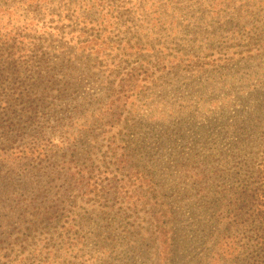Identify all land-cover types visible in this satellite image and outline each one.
Here are the masks:
<instances>
[{"label":"trees","instance_id":"16d2710c","mask_svg":"<svg viewBox=\"0 0 264 264\" xmlns=\"http://www.w3.org/2000/svg\"><path fill=\"white\" fill-rule=\"evenodd\" d=\"M258 2L197 1L207 14L214 4L226 6L213 19L224 30L226 22L237 23L233 34L246 28V10ZM154 3L0 0L2 7L48 16L40 25L51 19L52 31L84 21V29L63 39L87 42L71 61L96 60L81 74L108 88L103 99L87 103L74 89H82L83 79L72 75L71 61L58 63L48 52L44 37L52 31L13 38L12 22L0 25V264H264V138L242 136L235 122L237 134H224L230 153L216 159L212 128L195 127L209 118L204 100L191 102L197 91L182 85L179 149L171 145L167 156L162 150L175 139L155 138L150 90L161 82L159 73L203 72L209 56L164 61L114 39L119 15L128 16L123 24L135 22ZM23 29L37 35L41 27ZM222 36L207 38L222 42ZM60 43L57 37L53 46ZM221 45L216 62L228 68L231 49ZM165 62L174 66L167 70ZM239 75L231 76V86L225 80L227 96L245 84ZM235 94L234 101L244 100ZM231 101L224 106L234 107Z\"/></svg>","mask_w":264,"mask_h":264},{"label":"rangeland","instance_id":"374dc122","mask_svg":"<svg viewBox=\"0 0 264 264\" xmlns=\"http://www.w3.org/2000/svg\"><path fill=\"white\" fill-rule=\"evenodd\" d=\"M150 0H148L149 2ZM154 4L146 6L145 14L142 17H138L135 22H127V15H119V28L114 31V39L131 43L132 45H142L152 57L162 56L165 61L166 57L171 60H186L190 56H198L202 59L206 57V70L195 72L193 74H183L184 72L177 71L174 73L166 72L162 78L161 74L159 78V84L156 85L150 91L155 93L153 97V103L150 110H153V122L155 138L167 139L169 136L175 139L174 143L167 144L165 149L162 150L165 155H170L172 150L171 145H176L179 149V97L181 96L179 86L182 85L183 90H190L195 92V96L192 101L198 99L204 100V111L209 118L203 117L196 122V126L207 123L210 125L213 132V139L218 142L216 145L217 156L216 159L221 160L222 155L225 152L228 154L232 149L230 144L224 137V134L229 130L232 131L233 124L239 123L244 130L241 135L249 137L251 140L264 138V0H258L255 7H249L250 10H246V16L244 20L246 22V28L234 33L235 29L240 28L235 22H226L227 28L220 29L216 19L215 11L227 12L228 9L224 5L214 4L212 6V14L205 13L198 7V0H151ZM5 7H9L5 5ZM0 5V25H5L8 21L12 22V30L9 33V37L19 38V34H22V39L25 37L40 36L42 32L50 33L52 31L51 26H55V22L50 19L51 22L40 25L44 18L48 16L39 15L37 13H29L22 9L5 8ZM11 7V6H10ZM37 15L36 18L33 15ZM55 17V13L53 14ZM87 14H85V17ZM91 16L92 15H88ZM32 22L28 21L29 18ZM134 19L133 16L129 18ZM38 25L41 27L40 32L37 35L29 34L30 31H25L24 26ZM86 23L78 22L73 25H58L54 27L53 33L44 37L45 44L50 48L48 50L50 56H52L58 63L71 61V57L83 53L87 42H83L84 39L66 43L63 37L69 33H74L84 29ZM116 25V26H118ZM124 26H131L132 28L125 31ZM121 27V29H120ZM123 27V28H122ZM120 29V30H119ZM241 29V28H240ZM246 29V30H245ZM118 32V33H117ZM222 33V42H216L208 39L209 34ZM61 38L63 43L59 46H53L55 38ZM212 51L207 49L208 45H211ZM221 43H227L231 49L227 55L231 60V65L228 68H220L222 63L216 62L220 53ZM255 50H252V49ZM259 48L261 50H259ZM244 50L245 52L238 58L237 52ZM254 52L253 58L244 59ZM236 53V54H235ZM237 59V60H236ZM215 60V62H214ZM236 60V61H235ZM96 60H84L80 62H73V74L79 75L82 78V89L80 86H74L77 95H85L87 103H95L94 100L103 99L106 95L105 90L108 88L104 82L96 80H88V77L84 74L93 69L92 63ZM90 63L89 67L87 66ZM168 70L174 65L167 64ZM179 65V64H178ZM105 75H109L110 70L103 69ZM238 72L243 73L241 77V84L244 80L245 84L240 86L236 84L234 89L231 90L232 97L230 105L234 107L228 108L224 106L227 101H230V97L226 95V82L228 85L231 82V76ZM162 73V71H161ZM98 76V75H97ZM162 78V79H161ZM180 82V83H179ZM192 83L193 86H190ZM225 89V90H224ZM224 90V91H222ZM215 91V93H214ZM229 91V90H228ZM239 92V96H243L244 100L241 102L234 101L235 96ZM188 95V92L185 93ZM185 95V96H186ZM83 98V97H82ZM214 99V100H213ZM211 100L213 101L211 103ZM203 110V109H201ZM201 114V115H202ZM208 119V120H206ZM242 123H246L245 126ZM233 135L237 132L232 131ZM224 142H226L224 144ZM223 144V145H222ZM162 152L159 154L160 159ZM164 158V157H163ZM162 158V159H163ZM162 164L163 167H169L170 162ZM118 258H122V254L116 253ZM179 260V259H178ZM124 264V263H119ZM173 264H198V263H173Z\"/></svg>","mask_w":264,"mask_h":264}]
</instances>
